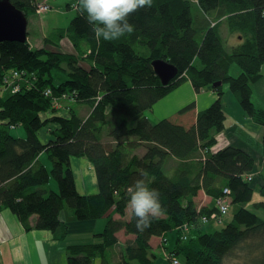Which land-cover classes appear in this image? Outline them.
Returning <instances> with one entry per match:
<instances>
[{
    "label": "trees",
    "instance_id": "trees-1",
    "mask_svg": "<svg viewBox=\"0 0 264 264\" xmlns=\"http://www.w3.org/2000/svg\"><path fill=\"white\" fill-rule=\"evenodd\" d=\"M9 1L27 17L29 12L36 13L40 0ZM73 1L76 15L56 38H69L74 54L46 48L56 45L52 35L40 49H32L28 40L0 43V212L8 209L24 230L48 231L55 241L68 235V227L60 220L65 206L80 222L107 216L100 242L66 246V264H93L96 258L100 264H155L150 239L168 232L175 234L174 247L167 254L170 260L181 257L182 264H226L237 259L239 264H264V220L246 208L257 189L261 200L253 208L264 211V183L254 181V161L232 146L211 151L216 136L225 129L221 99L222 86L228 84L242 111L263 127L264 154V110L256 109L251 98V84L261 77L264 65V0H197V5L190 0H153L150 9H141L129 18L134 33L114 42L95 39L77 10V0ZM223 22L229 34L240 37L230 51L225 48ZM156 59L178 71L165 86L151 67ZM232 64L240 69L237 77L229 74ZM61 65L65 70L60 71ZM12 70L21 74L19 91L14 94L3 84ZM184 82H190L197 93L204 89L213 92L216 99L196 114L195 103H191L170 118L150 122L153 106ZM218 82L222 85L212 87ZM46 89L51 90V99L43 96ZM63 94L72 98L68 102L91 107L87 119L70 114L41 119V113L52 109V99ZM110 115L122 117L110 132L118 143L115 146L98 138ZM49 123L58 127L43 144L37 133ZM17 125L25 128V139L10 135L9 130ZM127 137L145 144L141 157L125 159L121 143ZM42 153L52 163L50 171L38 159ZM71 158L91 163L96 194L77 191ZM168 158L191 162L196 174L190 176L183 170L170 178L163 171ZM141 169L147 171L145 182L159 192L166 211L139 232L135 222L129 216L125 220L124 215L127 188L141 178ZM245 175L252 178L247 180ZM50 177L57 183V192L43 189ZM221 181L225 184L218 186ZM225 188L229 191L227 204L237 209L232 221L219 230L204 231L201 218L217 212L216 199ZM199 190L214 197L211 208L197 210L194 197ZM32 216L36 220L30 226ZM120 230L134 238L121 249L119 260L112 262L106 253L116 245Z\"/></svg>",
    "mask_w": 264,
    "mask_h": 264
},
{
    "label": "crops",
    "instance_id": "crops-1",
    "mask_svg": "<svg viewBox=\"0 0 264 264\" xmlns=\"http://www.w3.org/2000/svg\"><path fill=\"white\" fill-rule=\"evenodd\" d=\"M228 38L229 39L227 41V44L229 43V47L232 48L238 44V42L231 40L232 38L234 40L236 39L235 35H229ZM237 72L240 73V71ZM181 89L184 90L186 98L184 99L182 96L178 98L177 95V98L174 100V102L178 103L179 109L184 105L183 102H185L188 98L195 99V102H193L195 103L196 107L194 110L195 114L197 112L203 111L216 99L215 94L207 89L202 90L198 94H194L190 82H186V84L183 85V88ZM251 90V98L254 105L256 107L259 106H257L255 103L264 105V103L261 102V98L264 97L263 68L261 71V77L256 82L251 84ZM221 102L223 111L226 116L225 129L222 133L216 136V144L211 148V151L216 152L227 146H232L246 152L254 161V168L251 172L252 175H254V181L260 185L262 182L264 183V154L261 145V135L263 132V127L253 123V121L242 111L241 107L230 91H223ZM156 104V107H154L151 110V113L148 114V118L152 123L160 121V119H164V117H166L164 115L166 114L167 116H169L175 113L170 105H166L167 102H165L164 99L158 101ZM107 110L109 111V109ZM68 115L63 114L61 116ZM71 163L76 165L77 169H80L81 167V174L82 168L87 173H90L91 177L95 180L97 187L96 176H94V168L87 159L71 158L70 166ZM43 165L47 167L46 163H44ZM73 176L77 189V183L74 173ZM81 184V187L84 189V191H86L85 189H87V186L85 184L84 177L81 178ZM97 192L98 187L94 188L92 194H88L85 192L79 193L82 195H94ZM257 195L258 200L253 202L252 204L257 203L259 200H261L259 191ZM202 201V203H196V205H198L197 208H201L200 204H204L203 208H209L208 205H210V203H207L205 198ZM211 204H213V201ZM112 219H118L117 215H113ZM35 220V216H32L29 219L30 226L34 225ZM60 220L64 222L68 227V235L61 241H55L53 240L51 233L48 231H39L34 229L30 231L24 230L22 224L15 215H13L8 209L2 210L0 212V264H66L65 249L68 245L63 242L68 237H72L73 234L79 233L88 234L92 236V239L98 240L100 233L96 232L97 225L101 221H107V218L103 217L94 221L80 222L77 221L74 217H70L65 213H61ZM214 225L218 226L215 223ZM207 226H211L209 227V230L213 229L212 225L208 224ZM166 238L168 242H173V237H170L168 233L163 237H152L150 239L152 253L156 256L155 264H170V259L167 257V254L172 251L173 248L170 249L165 247L164 243L166 242ZM108 251H110L109 259L112 262H116L115 256H112L113 248H110ZM97 259L94 260V264H99V258Z\"/></svg>",
    "mask_w": 264,
    "mask_h": 264
},
{
    "label": "rangeland",
    "instance_id": "rangeland-1",
    "mask_svg": "<svg viewBox=\"0 0 264 264\" xmlns=\"http://www.w3.org/2000/svg\"><path fill=\"white\" fill-rule=\"evenodd\" d=\"M43 2V4L48 3L46 5H48L49 7V11H47L46 13H41V14H37L35 12H29L27 15V40L28 43L30 44L32 49H40L42 47H44L45 45V38L50 37L52 35V38H54V42H55V46L52 48L47 47L48 49L52 50V51H59V52H63V53H69V54H74V47L72 45V43L70 42L69 38L64 37L58 40V38H56V33L58 31H62L63 29H67L71 20L75 17L76 15V10L74 8V1L73 0H40L39 2H36V4ZM41 4V3H40ZM195 4H198V1L195 0ZM224 21V20H222ZM224 23V22H223ZM221 31L223 33V37L224 40L227 44L228 41V36L231 35L227 32V28L225 26V23L222 24L221 26ZM235 35V34H234ZM235 40L232 38V41L235 42H239V36H237V34L235 35ZM56 39V40H55ZM58 40V41H57ZM227 51H230V47H229V43L225 46ZM86 49V48H85ZM84 56V54H83ZM81 64L85 67H88V65H86V62L83 61L81 62ZM66 66L65 65H61L60 71H62L63 69L65 70ZM263 68V72H264V65L262 66ZM236 71V72H235ZM240 71L239 67L235 64H232V66L230 67L229 70V74L231 77H237L239 75ZM262 71V70H261ZM61 73V72H60ZM186 82H184L183 84H181L178 88H176V91H173L172 93H170L167 97L164 98V101L167 102V106L170 105L171 108H173L172 110H174V112H178L180 110H182L183 108L187 107L188 105H190L191 103L195 102V99H191L188 98L185 102H183V106L180 107L178 109V103H175L174 100L178 98L180 96H182L184 99L186 98L185 94H184V90H182L181 88H183V85H185ZM223 91H229V86L228 84H224L222 86ZM194 94H198L197 92H195L194 90H192ZM208 93V92H206ZM172 97V98H170ZM256 97V96H255ZM172 99V100H170ZM261 102L264 103V97L261 98ZM257 106L256 109H260V110H264V105H259L258 103H255ZM157 104H155L153 106L156 107ZM209 107V106H208ZM208 107H206L205 109H207ZM52 109H50L47 112L41 113V119H48L49 117L52 116H61L63 114L65 115H74L77 116L78 118H80L82 121H84L85 119H87V117L89 116V114L91 113L92 109L89 105L85 104V103H72V102H61L60 104H52ZM262 108V109H261ZM204 109V110H205ZM171 110V111H172ZM173 113V114H175ZM166 117H164V119L166 118H170L172 115L167 116L164 115ZM122 120L121 116H109L108 119V124L106 126H104L101 130H100V136H98L99 140L101 142L104 143H110L112 146L118 145V143H115L116 141L113 140V138L110 136V132L112 131L113 128L116 127L117 124L120 123V121ZM161 120V119H160ZM58 126L54 123H49L47 126H45L44 128H42L40 131H38L37 136L38 139L40 140L41 143L45 144L49 141L50 139V134L52 131H54ZM10 135L14 138H20V139H25L26 138V131L25 128L22 125H17L12 127L10 130ZM120 145V144H119ZM145 144L141 143L139 141H137L136 138L134 137H127L125 139H123L122 143H121V148L123 149V152L125 153V159L127 158V160H131L134 157H141L142 154L144 153V149H145ZM41 157V158H40ZM40 158L41 161H43L44 163L47 164V170L50 171L52 168V163L48 157L47 154L42 153L40 154V156L38 157V159ZM191 162H179L176 159H172V158H168L166 160V162L163 165V171L167 173V175L174 179L177 174L180 171H188L190 176H194L196 174V169L194 168V166L192 165ZM195 163V162H194ZM71 170L75 175L76 178V183H77V191L78 192H85L88 194H92L94 188L96 187V183L95 180L91 177L90 173H87L83 168H82V174H81V167L80 169L76 168V165H74L73 163H71ZM95 176V174H94ZM84 177V181L85 184L87 186V189H85L86 191H84V189L81 187V178ZM225 184L223 181H221L219 183L218 186H221ZM44 190L46 191H58L57 188V183L55 182L53 177H50L48 183L43 187ZM258 191L257 189L254 191L253 193V197H252V201L246 205L247 209L254 212L255 214H257L261 219L264 220V211L260 210V209H254L253 208V202L258 200V195H257ZM205 198L207 203H210V205H208L210 208L214 205L211 204L212 201L214 200V197L206 192H204L203 190H199L197 192V195L194 197V203H202L203 199ZM204 204H200V207L203 208ZM198 207V205H196ZM66 208L63 209L62 213H65L66 215L71 216L69 210L67 209V206H65ZM199 208V209H201ZM198 210V208H197ZM236 207H234L233 205L229 204L228 205V212L221 218V223L218 224L216 221L211 220L210 225H212L213 230L214 229H221L222 227H224L225 225H227L229 222L232 221L233 215L236 212ZM111 213V212H110ZM113 216V215H112ZM107 217V216H105ZM118 217V216H117ZM125 220L128 219V214L127 212H125ZM107 221H101L98 223L97 225V231L98 233H102V231L104 230L105 226H106ZM217 224L218 226L214 225ZM208 224H205L203 226V230L207 231L209 230V227L211 226H207ZM120 233V234H118ZM116 234V238H117V243L116 245H114L113 251H112V256H115V260L118 261L119 260V255H120V251L123 247H125L127 241H131L133 240L134 237L132 236H128L124 234L123 230H120ZM168 235L170 237H173V242L175 239V234L173 232H168ZM100 241V238L98 240H94L92 239V236L85 234V233H79V234H73L72 237H68L63 243H66L67 245H73V244H91V243H97ZM173 242L167 240L166 238V242L165 247L166 248H173L174 244ZM109 252L107 251L106 255L109 257ZM66 259H67V254H66ZM97 259V258H96ZM95 259V260H96ZM98 260V259H97ZM179 262L182 264V258L179 257L178 258ZM94 264V261H93ZM100 264V263H99ZM226 264H239V261L237 259H232L229 262H227Z\"/></svg>",
    "mask_w": 264,
    "mask_h": 264
},
{
    "label": "clouds",
    "instance_id": "clouds-1",
    "mask_svg": "<svg viewBox=\"0 0 264 264\" xmlns=\"http://www.w3.org/2000/svg\"><path fill=\"white\" fill-rule=\"evenodd\" d=\"M152 3L153 0H77L76 7L91 26L95 39L114 42L134 33L135 25L129 18L141 9H150ZM140 177L127 188L126 212L136 230L142 232L166 210L160 203L159 192L145 182L147 171L141 169Z\"/></svg>",
    "mask_w": 264,
    "mask_h": 264
},
{
    "label": "water",
    "instance_id": "water-1",
    "mask_svg": "<svg viewBox=\"0 0 264 264\" xmlns=\"http://www.w3.org/2000/svg\"><path fill=\"white\" fill-rule=\"evenodd\" d=\"M27 40V18L24 13L16 9L9 0H0V43L18 42L24 43ZM154 74L161 85H167L173 80L178 71L170 63L156 59L151 61ZM222 83H214L212 87L221 86Z\"/></svg>",
    "mask_w": 264,
    "mask_h": 264
},
{
    "label": "built area",
    "instance_id": "built-area-1",
    "mask_svg": "<svg viewBox=\"0 0 264 264\" xmlns=\"http://www.w3.org/2000/svg\"><path fill=\"white\" fill-rule=\"evenodd\" d=\"M190 1H194V3H195V0H190ZM47 10H48L47 5L40 4V3L36 4V13L41 14V13L46 12ZM213 25H214V23L211 24V26H213ZM20 75L21 74L19 73V71H14V70L10 71L9 73H7L5 75V77L3 78V84L5 85L6 91H9L12 94L19 91ZM43 96L46 98L52 97L51 90L50 89L44 90ZM71 100H72V98H70V96L63 94L58 99H52V102H53V104H60L61 102L71 101ZM245 177L247 180H250L252 178L250 175H245ZM222 194L223 195L219 196L216 199L217 212L213 213L212 215H210L208 217H202L200 223L207 224L209 222L208 220H210V221L214 220L217 223H220V221H222L221 218L226 214L227 209H228V204H227V199H228L227 195L229 194L228 189L225 188L222 191ZM183 228H184V231H187L188 227L186 225H184ZM182 240H186V237H183ZM170 263L171 264H181L178 259H174V258L170 260Z\"/></svg>",
    "mask_w": 264,
    "mask_h": 264
}]
</instances>
